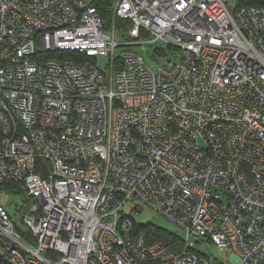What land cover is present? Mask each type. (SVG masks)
Here are the masks:
<instances>
[{"label": "built area", "instance_id": "1", "mask_svg": "<svg viewBox=\"0 0 264 264\" xmlns=\"http://www.w3.org/2000/svg\"><path fill=\"white\" fill-rule=\"evenodd\" d=\"M112 9L0 0V191L32 202L23 228L0 203V264H264V6Z\"/></svg>", "mask_w": 264, "mask_h": 264}, {"label": "rangeland", "instance_id": "2", "mask_svg": "<svg viewBox=\"0 0 264 264\" xmlns=\"http://www.w3.org/2000/svg\"><path fill=\"white\" fill-rule=\"evenodd\" d=\"M228 1L232 5H234L236 2V0ZM143 54L145 56L146 63H148L153 69H157L159 64L151 58H148L146 53L143 52ZM0 192V203H2L8 213L12 215L14 222L18 224L19 227L23 228L22 217L26 214L28 207L32 203L31 199H29L22 188L18 191V193L12 190L7 191V189H4ZM136 203H127L123 209L126 214L132 213V218H134L139 225L151 224L155 227L158 226L162 229L169 230L172 233H175L178 237L180 236L183 238L185 236V233L181 228H178L170 220L163 218L150 208L144 207V210L140 213L134 211L133 207L138 205L142 206L140 202L137 201ZM201 250H203V252L207 255L220 258L219 250L213 244L202 247ZM227 257H229V255Z\"/></svg>", "mask_w": 264, "mask_h": 264}, {"label": "trees", "instance_id": "3", "mask_svg": "<svg viewBox=\"0 0 264 264\" xmlns=\"http://www.w3.org/2000/svg\"><path fill=\"white\" fill-rule=\"evenodd\" d=\"M113 3L114 0H98V9L100 10V14L101 17L104 19V21L107 22V24H110L112 22V14H113ZM236 4L239 7H246V6H264V0H236ZM120 26L126 27V23H122L121 21L119 22ZM163 49L159 48V53H163L162 52ZM62 55L67 56V57H71V56H75V58H84L85 55H77L75 54L74 51H67V52H63ZM10 188V189H9ZM7 191H14L16 193H18V191L20 189L18 188H11L7 187L6 188ZM139 225V224H138ZM141 228H143L144 230H147L148 235L152 238V239H164L166 241L169 242H178L180 240V236L178 237L175 233H172L169 230H165L162 229L158 226H153L151 224H145V225H139Z\"/></svg>", "mask_w": 264, "mask_h": 264}]
</instances>
